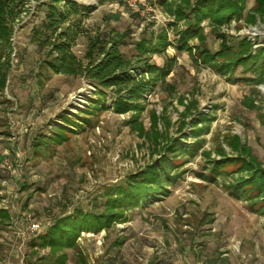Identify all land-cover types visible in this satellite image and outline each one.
Listing matches in <instances>:
<instances>
[{
  "label": "rangeland",
  "instance_id": "1",
  "mask_svg": "<svg viewBox=\"0 0 264 264\" xmlns=\"http://www.w3.org/2000/svg\"><path fill=\"white\" fill-rule=\"evenodd\" d=\"M43 1L27 5L0 91V207L11 214L0 218V264H55L57 255L33 246L34 239L61 217L104 211L108 197L165 161V190L125 210L122 222L82 232L78 247L59 253L65 264H264V211L256 212L251 191L231 193L237 180L264 168V82L253 67L222 71L202 62L193 56L197 38L190 40L193 53L180 49L187 22L167 4L181 0H75L96 7L81 23L87 31L74 47L80 58L91 38L112 30L135 61L145 56L142 43L155 44L161 35L170 43L149 59L172 67L166 77L147 74L154 86L140 113H116L110 93V108L93 110L92 102L102 103L91 82L43 65L48 49L36 34H43ZM202 26L213 53L223 40L233 47L246 40L252 54L264 53L257 0H247L241 17L217 29L209 21ZM57 125L67 134L62 143L53 138ZM45 136L48 147L37 146Z\"/></svg>",
  "mask_w": 264,
  "mask_h": 264
},
{
  "label": "trees",
  "instance_id": "2",
  "mask_svg": "<svg viewBox=\"0 0 264 264\" xmlns=\"http://www.w3.org/2000/svg\"><path fill=\"white\" fill-rule=\"evenodd\" d=\"M30 0H0V91L7 88L12 55L14 53V37L16 30L25 15L29 12L27 7ZM165 1V0H161ZM247 0H181L168 3V8L178 20H186V27L179 32V48L193 53L190 40L197 38V56L204 63L214 64L219 70H234L237 64L252 68L258 74L257 82H264V61L257 64L261 54H252V45L244 40L237 47H233L226 40L222 41L219 52L213 53L204 46L205 34L203 22L209 21L217 29L229 23L233 18L241 17L246 8ZM260 14H264V0H257ZM45 11L42 28L43 34H36L40 44L48 49L43 65L57 74L83 77L96 88L100 96L99 102H92L93 110L110 108L107 103L108 93L113 96L112 109L118 114L129 112L140 113L145 107V95L154 86L147 74L166 77L171 65L160 67L149 61L152 54H161L169 46L167 36L161 35L155 44H141L139 51L143 58L137 61L130 59L121 50L123 41L121 35H98L91 38L86 55L80 58L74 51L79 37L85 30L81 23L96 7L94 5H81L75 0H45L40 4ZM251 16L250 20L254 21ZM225 39V36L219 35ZM196 57V58H197ZM222 59L221 63L217 62ZM134 70V71H132ZM65 123L74 122L63 117ZM55 143H62L67 138L65 127L57 125L54 128ZM197 130V129H194ZM198 133V131H195ZM47 136L38 141L37 146L48 147ZM37 152H41L40 149ZM37 155V154H36ZM167 162L153 163L146 170L140 172L137 178L130 181L128 186L118 190L116 197H108L104 211H78L57 219L47 230L34 239L33 246L50 249L55 258V264H65L66 255L59 253L68 248L78 247V239L84 231L100 232L114 223L122 222L125 210L139 208L145 203L148 196L165 190L167 176ZM218 171V165L212 166ZM170 176V175H169ZM251 191L247 196H253L259 201L260 208L256 212L264 211V168L256 169L250 179L237 180L231 193L237 197ZM256 201V202H258ZM119 211H115V210ZM0 218L10 219L9 211L0 207ZM106 264H115L110 262Z\"/></svg>",
  "mask_w": 264,
  "mask_h": 264
}]
</instances>
